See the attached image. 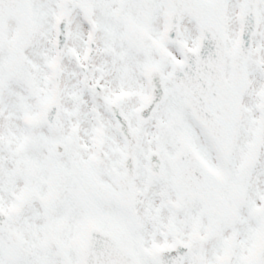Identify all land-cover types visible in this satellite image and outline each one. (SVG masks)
<instances>
[{
    "label": "snow or ice",
    "instance_id": "obj_1",
    "mask_svg": "<svg viewBox=\"0 0 264 264\" xmlns=\"http://www.w3.org/2000/svg\"><path fill=\"white\" fill-rule=\"evenodd\" d=\"M0 264H264V0H0Z\"/></svg>",
    "mask_w": 264,
    "mask_h": 264
}]
</instances>
